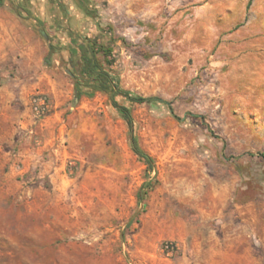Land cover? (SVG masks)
<instances>
[{"label":"rangeland","instance_id":"obj_1","mask_svg":"<svg viewBox=\"0 0 264 264\" xmlns=\"http://www.w3.org/2000/svg\"><path fill=\"white\" fill-rule=\"evenodd\" d=\"M11 1L0 10L18 11ZM27 1L60 47L71 32L112 38L121 86L181 120L125 103L150 170L110 95L73 106L70 56L36 46L40 24L22 20L34 34L21 44L0 35V73L27 79L39 60L59 94L0 102V264H264V0H88L96 18L62 0L72 16L57 29L63 7Z\"/></svg>","mask_w":264,"mask_h":264},{"label":"trees","instance_id":"obj_2","mask_svg":"<svg viewBox=\"0 0 264 264\" xmlns=\"http://www.w3.org/2000/svg\"><path fill=\"white\" fill-rule=\"evenodd\" d=\"M13 1V0H12ZM6 0H0V6ZM14 2V1H13ZM27 0H20L16 9L20 13V17L24 20L33 19L36 23L43 27V30L48 35L49 57H52L61 51L66 50L70 56L72 71L70 74L74 79V97L73 106H77L83 97L93 98L97 92L106 93L110 95L114 107L118 109L129 128L130 147L138 158L145 162L150 170L154 169V160L150 157L140 146L136 136V123L132 118L131 110L125 103L134 104H148V105H164L167 106L171 114L177 119L181 120L175 113L172 103L158 97H144L125 90L121 86V80L118 74L112 71L113 65L112 56L114 54V47L112 38L109 42L99 43L96 37L86 35L70 34L68 45L60 47L61 42L57 41L51 33L45 29L47 23L40 18L34 17L33 13L27 9ZM54 6L57 4L51 2ZM74 3L88 16L95 17V12L88 8V0H74ZM62 20L58 21L61 23ZM100 31H102L101 23L97 24ZM103 32V31H102ZM264 158V154H260ZM153 188L152 182L146 183L142 187L140 202L143 200V193L148 194V191ZM146 191V192H145ZM132 220L129 224L131 225Z\"/></svg>","mask_w":264,"mask_h":264},{"label":"crops","instance_id":"obj_3","mask_svg":"<svg viewBox=\"0 0 264 264\" xmlns=\"http://www.w3.org/2000/svg\"><path fill=\"white\" fill-rule=\"evenodd\" d=\"M49 1L57 3L54 7H63L62 11L65 13V15H54L55 22L51 25V27L53 29H57L60 27L58 26L59 24H62L64 27V23H58V21L66 19L65 21L68 22L72 16V12L66 9L63 4L66 0L64 2L62 0ZM22 20L23 19L20 17V13L18 11L0 10V35H11V37L16 35V37H14L15 41L21 44L24 39L23 35L29 36L30 34H34L32 30L23 24ZM36 46L47 53L49 52L48 41ZM40 66V61L38 60L34 67L32 66V70L28 73L29 77L27 79L21 76L11 77L8 73V75L0 73V82L6 81V83L0 85V102L3 101L6 103L4 108L13 112L24 108V105L28 103L30 95L33 91L38 89L53 93L56 97H58L59 94L56 89L57 81L51 74L52 70L46 69L41 72L39 69ZM3 77L9 78V80L4 81ZM58 103L59 102H56V104ZM1 107L2 106H0V109Z\"/></svg>","mask_w":264,"mask_h":264},{"label":"built area","instance_id":"obj_4","mask_svg":"<svg viewBox=\"0 0 264 264\" xmlns=\"http://www.w3.org/2000/svg\"><path fill=\"white\" fill-rule=\"evenodd\" d=\"M50 110V101L45 95H37L31 101V112L37 122H43Z\"/></svg>","mask_w":264,"mask_h":264},{"label":"water","instance_id":"obj_5","mask_svg":"<svg viewBox=\"0 0 264 264\" xmlns=\"http://www.w3.org/2000/svg\"><path fill=\"white\" fill-rule=\"evenodd\" d=\"M42 34H43V36L48 40V35H47V33L45 32V31H42ZM48 61H50V59H47Z\"/></svg>","mask_w":264,"mask_h":264}]
</instances>
